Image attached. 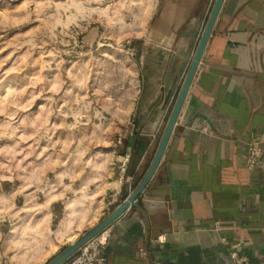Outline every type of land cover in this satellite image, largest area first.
<instances>
[{"label":"crops","instance_id":"obj_1","mask_svg":"<svg viewBox=\"0 0 264 264\" xmlns=\"http://www.w3.org/2000/svg\"><path fill=\"white\" fill-rule=\"evenodd\" d=\"M150 1L130 39L128 97L114 108L125 114L117 119L122 139L107 152L112 166L130 153L132 190L107 203L110 166L78 189L64 185L59 218L52 220L50 207L46 237H36L37 264H49L134 191L215 2ZM250 141L264 146V0H224L154 176L109 226L107 264H231L235 246L249 264H264V171L244 166Z\"/></svg>","mask_w":264,"mask_h":264},{"label":"rangeland","instance_id":"obj_2","mask_svg":"<svg viewBox=\"0 0 264 264\" xmlns=\"http://www.w3.org/2000/svg\"><path fill=\"white\" fill-rule=\"evenodd\" d=\"M150 2L0 0V264L39 263L64 185L115 174L114 108Z\"/></svg>","mask_w":264,"mask_h":264},{"label":"water","instance_id":"obj_3","mask_svg":"<svg viewBox=\"0 0 264 264\" xmlns=\"http://www.w3.org/2000/svg\"><path fill=\"white\" fill-rule=\"evenodd\" d=\"M223 1L224 0H215L212 6L211 12L205 23L203 32L201 34V37L197 44L195 53L191 60L189 70L179 88V91L175 98L170 115L167 119L166 125L156 145V149L152 156L151 162L148 166L147 171L143 175L142 179L140 180V182L138 183L134 191L111 214H109L106 218H104L96 227H94L92 230L86 233L80 240H78L75 244L70 246L66 251H64L54 260H52L49 264H62L63 262H65L67 259L73 256L84 243H86L92 237L97 235L99 232H101L106 227L110 226V224L113 221H115L119 216H121L123 212L130 205H133V206L136 205L137 199L140 197V195L144 192V190L148 186L149 182L154 176L159 166V163L164 155V152L166 150V147L168 145V142L170 140L174 127L177 123V120L182 110L183 104L185 102L187 93L189 91L192 80L197 71L198 65L200 63V60L203 55L204 49L206 47L207 41L211 35L213 26L215 24V21L217 19V16L219 14Z\"/></svg>","mask_w":264,"mask_h":264},{"label":"built area","instance_id":"obj_4","mask_svg":"<svg viewBox=\"0 0 264 264\" xmlns=\"http://www.w3.org/2000/svg\"><path fill=\"white\" fill-rule=\"evenodd\" d=\"M205 131V130H204ZM264 146L261 141H250L246 146L243 157V163L247 170L259 169L264 171ZM131 162L130 153H123L117 157L115 166V175L113 179L114 186L107 195V203L110 205L120 196L121 191L132 190L133 175L129 173ZM218 226V224H215ZM111 238V229L106 227L97 235L84 243L72 258L62 264H107V248ZM226 244V240L222 239ZM231 264H249V259L244 253H241L238 246L231 247L228 252Z\"/></svg>","mask_w":264,"mask_h":264},{"label":"trees","instance_id":"obj_5","mask_svg":"<svg viewBox=\"0 0 264 264\" xmlns=\"http://www.w3.org/2000/svg\"><path fill=\"white\" fill-rule=\"evenodd\" d=\"M141 174H139V176L136 174L134 175V179H135V183L133 185V188L136 186V184L139 182V180L141 179Z\"/></svg>","mask_w":264,"mask_h":264}]
</instances>
